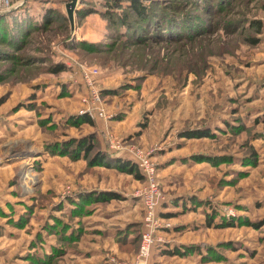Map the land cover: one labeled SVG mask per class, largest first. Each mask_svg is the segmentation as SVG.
Segmentation results:
<instances>
[{
  "label": "rangeland",
  "instance_id": "rangeland-1",
  "mask_svg": "<svg viewBox=\"0 0 264 264\" xmlns=\"http://www.w3.org/2000/svg\"><path fill=\"white\" fill-rule=\"evenodd\" d=\"M136 1L0 16V264H138V150L166 197L144 264H264V0Z\"/></svg>",
  "mask_w": 264,
  "mask_h": 264
},
{
  "label": "built area",
  "instance_id": "built-area-1",
  "mask_svg": "<svg viewBox=\"0 0 264 264\" xmlns=\"http://www.w3.org/2000/svg\"><path fill=\"white\" fill-rule=\"evenodd\" d=\"M10 0H0V12L9 10L12 7ZM98 71L94 70L86 74L88 84L92 86L95 74ZM91 106L87 110L90 118L95 119L97 116L104 117L105 109L103 107L102 98L100 92L95 89H91L90 96ZM87 115V116H88ZM138 165L142 171L144 178V186L141 190L136 192V196L140 198L145 215V225L148 230L143 234L140 245V252L137 256V263H146L151 248L154 244V230L156 229L158 220V209L165 200V195L162 189L159 187L157 180V173L154 164L151 162L150 155L138 150L135 153Z\"/></svg>",
  "mask_w": 264,
  "mask_h": 264
},
{
  "label": "trees",
  "instance_id": "trees-1",
  "mask_svg": "<svg viewBox=\"0 0 264 264\" xmlns=\"http://www.w3.org/2000/svg\"><path fill=\"white\" fill-rule=\"evenodd\" d=\"M133 1H135V3H137L134 5L135 6L134 9L138 10L139 9L138 1L132 0V2ZM0 30L3 31L2 28ZM83 121L88 122V123L93 125V120L88 116L84 117ZM200 136H202V135H200ZM91 143H92V141L90 139L88 140V142H87V140H83V142H81V141L77 142V147L74 150V152H76L78 155H80L81 153L89 154V152L92 151ZM98 157H101V155H98ZM101 159L104 160V157L102 156ZM98 162H100L99 159H98ZM123 167L125 169L129 170V172H131V173L135 172L136 173L135 176L138 179H140V180L144 179L141 171L137 168L138 166L135 163H133L132 161L124 162ZM169 253L170 254H177L178 252L177 251H169Z\"/></svg>",
  "mask_w": 264,
  "mask_h": 264
},
{
  "label": "water",
  "instance_id": "water-1",
  "mask_svg": "<svg viewBox=\"0 0 264 264\" xmlns=\"http://www.w3.org/2000/svg\"><path fill=\"white\" fill-rule=\"evenodd\" d=\"M27 0H22L20 3L15 4L12 6L9 10L0 12V16L6 15L8 13L14 12L20 7H22L23 3H25ZM77 5V0H70V2L66 5V10L68 14V18L70 20L71 26H73V17H74V11Z\"/></svg>",
  "mask_w": 264,
  "mask_h": 264
},
{
  "label": "crops",
  "instance_id": "crops-1",
  "mask_svg": "<svg viewBox=\"0 0 264 264\" xmlns=\"http://www.w3.org/2000/svg\"><path fill=\"white\" fill-rule=\"evenodd\" d=\"M18 3H20V2H18Z\"/></svg>",
  "mask_w": 264,
  "mask_h": 264
},
{
  "label": "bare ground",
  "instance_id": "bare-ground-1",
  "mask_svg": "<svg viewBox=\"0 0 264 264\" xmlns=\"http://www.w3.org/2000/svg\"><path fill=\"white\" fill-rule=\"evenodd\" d=\"M25 176V175H24Z\"/></svg>",
  "mask_w": 264,
  "mask_h": 264
}]
</instances>
